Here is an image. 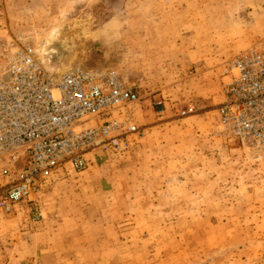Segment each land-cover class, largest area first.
<instances>
[{"label":"rangeland","instance_id":"rangeland-1","mask_svg":"<svg viewBox=\"0 0 264 264\" xmlns=\"http://www.w3.org/2000/svg\"><path fill=\"white\" fill-rule=\"evenodd\" d=\"M21 40L55 70L114 68L139 134L0 211V264H264V160L213 134L219 72L264 45V0H0V49Z\"/></svg>","mask_w":264,"mask_h":264},{"label":"built area","instance_id":"built-area-1","mask_svg":"<svg viewBox=\"0 0 264 264\" xmlns=\"http://www.w3.org/2000/svg\"><path fill=\"white\" fill-rule=\"evenodd\" d=\"M0 211L31 199L47 178L89 165L94 150L124 153L139 134L134 84L112 67H48L37 48L21 40L0 49ZM222 100L213 134L264 160V45L227 60L219 72ZM121 106L119 115L106 111ZM22 155L28 162L16 167ZM40 215V213H38Z\"/></svg>","mask_w":264,"mask_h":264},{"label":"bare ground","instance_id":"bare-ground-1","mask_svg":"<svg viewBox=\"0 0 264 264\" xmlns=\"http://www.w3.org/2000/svg\"><path fill=\"white\" fill-rule=\"evenodd\" d=\"M55 51H56V53H57V52H62V49L59 48L58 46H55Z\"/></svg>","mask_w":264,"mask_h":264}]
</instances>
